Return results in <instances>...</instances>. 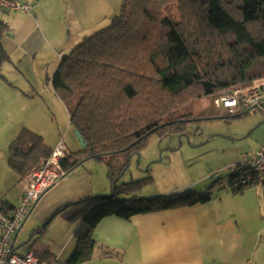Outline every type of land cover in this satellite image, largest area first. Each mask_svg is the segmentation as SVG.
<instances>
[{
	"label": "trees",
	"instance_id": "16d2710c",
	"mask_svg": "<svg viewBox=\"0 0 264 264\" xmlns=\"http://www.w3.org/2000/svg\"><path fill=\"white\" fill-rule=\"evenodd\" d=\"M173 2L178 18L165 12ZM120 9L107 27L85 37L62 58L51 79L67 106L70 127L87 142L67 153L62 162L66 172L86 158L101 160L122 151L138 155L150 134L184 131L193 115L183 106L264 76V0H123ZM5 31L0 21V67L9 60L2 46ZM50 152L41 135L24 129L12 143L8 161L27 177ZM110 177L112 195L69 203L36 230L41 233L58 215L77 222L78 246L70 264L92 258L93 230L105 216L129 219L212 199L208 189L121 200L117 194L147 179L119 184L115 172ZM33 252L41 263L55 259L49 252Z\"/></svg>",
	"mask_w": 264,
	"mask_h": 264
},
{
	"label": "crops",
	"instance_id": "0c3cea01",
	"mask_svg": "<svg viewBox=\"0 0 264 264\" xmlns=\"http://www.w3.org/2000/svg\"><path fill=\"white\" fill-rule=\"evenodd\" d=\"M21 1L32 6L30 12L0 9V21L6 24L2 46L9 55L0 67V202L9 210L19 204L26 179L9 164L12 143L24 129L41 135L49 150L67 136L68 109L51 79L62 58L85 37L107 27L123 4V0ZM67 118L69 124H59ZM256 121L264 123V114ZM71 146L72 151L80 147L78 141ZM117 165L121 163H109L104 176L80 164L44 191L13 238V251L49 252L69 263L78 246V223L58 215L41 233L36 230L69 203L111 192L107 181L119 169ZM131 175L134 179L133 170ZM188 185L163 183L157 189L165 195ZM234 190L220 184L211 188L212 199L204 204L140 213L129 219L105 216L93 230L92 258L80 264H264V182H255L240 193ZM73 210L79 211V206Z\"/></svg>",
	"mask_w": 264,
	"mask_h": 264
},
{
	"label": "rangeland",
	"instance_id": "374dc122",
	"mask_svg": "<svg viewBox=\"0 0 264 264\" xmlns=\"http://www.w3.org/2000/svg\"><path fill=\"white\" fill-rule=\"evenodd\" d=\"M165 12L174 18L179 17L175 2L167 6ZM40 78L43 79V76ZM186 107L190 108L193 116L191 119L187 117L190 120L187 121L184 131L150 134L139 149L140 157L125 152L104 155L101 160L86 158L82 160L81 167L103 172V175L107 176L109 163L119 161L121 165H117L119 169L115 171L114 177L115 180L119 179V184L147 179L140 187L117 194L116 197L121 200L124 197L147 198L163 195L159 194L158 186L173 182L189 183L188 186L178 189L179 192L190 190L206 192L220 184L234 190L235 173L231 170L232 164L240 162L243 155L249 156L264 144L262 131L264 123L256 121L264 112L255 109L240 116H230L214 105L212 96L193 100L182 109ZM211 116L219 118H209ZM61 121L62 124L60 122L59 124L62 126L69 124L68 118L67 122ZM68 127V134L63 139L68 145L67 153L72 152L71 144L78 141L72 127L70 125ZM81 148L80 146L79 149ZM130 161L133 164L131 167L128 166ZM132 170L136 179L131 175ZM207 174L208 176L203 178ZM108 180V186H112V178ZM112 194L113 190L100 196Z\"/></svg>",
	"mask_w": 264,
	"mask_h": 264
},
{
	"label": "built area",
	"instance_id": "2783aa9c",
	"mask_svg": "<svg viewBox=\"0 0 264 264\" xmlns=\"http://www.w3.org/2000/svg\"><path fill=\"white\" fill-rule=\"evenodd\" d=\"M31 5L21 0H0V9L11 12H30ZM214 105L224 110L227 115L259 109L264 111V76L247 86H234L224 89L212 96ZM67 157L66 143L63 138L43 158L42 164L34 169L20 187L19 204L7 210L0 202V264H70L54 259L41 263L33 250L17 254L13 251L12 241L15 233L21 228L29 214L30 208L49 187L65 178L66 171L62 166ZM235 173V187L264 182V144L231 167Z\"/></svg>",
	"mask_w": 264,
	"mask_h": 264
},
{
	"label": "water",
	"instance_id": "95a60500",
	"mask_svg": "<svg viewBox=\"0 0 264 264\" xmlns=\"http://www.w3.org/2000/svg\"><path fill=\"white\" fill-rule=\"evenodd\" d=\"M248 112V110L247 111H243V112H241L240 114H237V115H243V114H245V113H247ZM223 117V116H222ZM208 118V117H207ZM209 118H219V116H211V117H209ZM208 118V119H209ZM198 119H202V118H198ZM74 134H75V136H76V138L78 139V141H79V143H80V146L83 148V147H85L86 145H87V142H86V140L85 139H83L84 137L80 134V131L79 130H77V129H75L74 130ZM123 152V151H122ZM140 154H138V157H140L139 156ZM139 162V160L136 162V163H138ZM80 165V164H79ZM79 165H76L75 167H73L72 169H70L68 172H66V174H65V176H67L71 171H73L76 167H78ZM131 165H132V163H131V161L129 162V164H128V166L129 167H131ZM117 181L119 180V179H116ZM39 200V199H38ZM37 200V201H38ZM37 201H35L34 202V204L32 205V207L30 208V211H29V214H28V216L31 214V212L34 210V207H35V205H36V202ZM76 202V201H75ZM75 202H73V203H75ZM27 216V217H28ZM27 217H26V219H27ZM52 217V216H51ZM51 217H48V219L46 220V222H44V224L42 225V227L45 225V223H47L50 219H51ZM26 219L24 220V222H23V224L25 223V221H26ZM23 224H22V226H23ZM21 226V227H22ZM21 229V228H20ZM20 229H18L17 230V232L15 233V235H14V238H16V235H17V233L19 232V230Z\"/></svg>",
	"mask_w": 264,
	"mask_h": 264
}]
</instances>
